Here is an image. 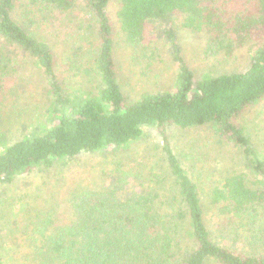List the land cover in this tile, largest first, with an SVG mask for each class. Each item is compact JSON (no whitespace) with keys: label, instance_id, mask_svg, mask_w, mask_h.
Returning <instances> with one entry per match:
<instances>
[{"label":"trees","instance_id":"trees-1","mask_svg":"<svg viewBox=\"0 0 264 264\" xmlns=\"http://www.w3.org/2000/svg\"><path fill=\"white\" fill-rule=\"evenodd\" d=\"M112 1L84 0L96 21L94 71L99 85L84 78L76 89L63 82L50 37L38 36L19 14L51 12L60 21L80 0H0V100L18 71L19 56H26L45 74L53 121L41 133L13 144L0 132V185L56 161L127 149L144 137L145 128H156L164 140L167 172L162 166L148 176L158 186L171 185L173 202L168 201V211L162 210L167 195L141 180L126 189L131 184L127 178L137 176L121 171V159L110 185L73 193L71 222L38 214L25 238L31 249L25 258L32 264H264V146L252 141L242 122L252 106L264 101V0H117L116 17L132 46L145 42L151 21L171 16H179L184 28L205 31L208 47L215 51L230 54L258 42L244 69L197 76L170 32L178 63L174 87L145 91L137 100L124 92L115 62ZM42 18L44 14L38 20ZM31 23L40 28L41 21ZM170 127L210 128L224 145L240 152L248 172L228 171L207 192L201 179L207 174L191 176L195 169H187L176 155ZM179 222L187 240L184 247ZM214 226L222 233L215 235ZM6 244L0 233V264H6Z\"/></svg>","mask_w":264,"mask_h":264},{"label":"rangeland","instance_id":"rangeland-1","mask_svg":"<svg viewBox=\"0 0 264 264\" xmlns=\"http://www.w3.org/2000/svg\"><path fill=\"white\" fill-rule=\"evenodd\" d=\"M79 4L73 13L60 21H55L51 12L34 10L30 15L19 14L23 17L21 20L24 25L38 36L50 37L58 55V68L63 82H68L71 88L76 89L80 87L78 81L84 78L88 84L99 85V77L94 71V54L98 49V41L94 43L92 25H96V21L92 12L86 9L84 0H80ZM118 5V1L113 0L109 7L115 29L114 57L124 92L132 100L140 98L145 91L173 89L178 63L172 55L170 32L175 35L185 61L197 76L244 69L258 45L257 41H251L230 54L215 51L209 49L208 34L205 31L194 32L184 28L179 16H171L166 20L151 21L147 26L145 42L132 46L125 41L116 17ZM42 14L44 18L38 20ZM31 20L41 21L40 28L39 24H33ZM19 57L16 65L18 71L14 73L10 88L0 100V132H5L9 144L27 135L41 133L42 128L49 127L53 122L49 120L52 108L45 74L26 56ZM242 122L252 136V141L264 146V101L252 106ZM145 131L144 137L127 149L115 151L110 148L86 153L69 162L56 161L48 169L37 168L17 176L9 184L0 185V233L10 243L6 244L5 263L32 264L25 258L26 255H31L25 238L28 231L34 228L38 214L52 216L58 223L71 222L73 206L70 197L73 193L77 195L87 187L99 190L110 185L115 181L114 165L121 159V171L128 170L138 179L136 181L133 178L131 181L132 176L128 177L131 184L125 188L129 189L132 184H138L141 180L146 187L158 192L160 190L162 195H167L163 198L165 207L162 210L168 211V201L173 202L169 191L171 185L166 183L158 186L148 176L152 169L160 172L162 166V172L164 168L167 172L164 140L156 128H145ZM168 134L176 155L185 167L195 169L196 174L191 176L199 177L202 172L207 174L201 178L206 182L204 188L207 192L228 171L248 172L240 152L233 146L224 145L208 127L190 130L170 127ZM118 192L122 190L118 188ZM213 229L215 235L222 233L215 226ZM183 230L179 222L177 233L181 235L184 247L187 240Z\"/></svg>","mask_w":264,"mask_h":264}]
</instances>
